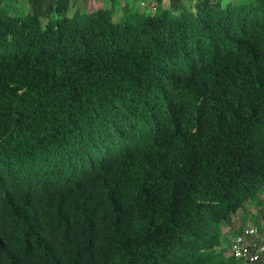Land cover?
Listing matches in <instances>:
<instances>
[{"label":"trees","instance_id":"16d2710c","mask_svg":"<svg viewBox=\"0 0 264 264\" xmlns=\"http://www.w3.org/2000/svg\"><path fill=\"white\" fill-rule=\"evenodd\" d=\"M7 1L0 264H243L224 226L264 221V0Z\"/></svg>","mask_w":264,"mask_h":264},{"label":"rangeland","instance_id":"374dc122","mask_svg":"<svg viewBox=\"0 0 264 264\" xmlns=\"http://www.w3.org/2000/svg\"><path fill=\"white\" fill-rule=\"evenodd\" d=\"M229 0H222L221 3L225 4ZM232 1V0H231ZM128 3L132 13L135 11L140 12H147L150 13L153 8L158 6V3L156 0H115L114 3L116 8L118 9L117 12L114 15V19H117L122 15L123 11V5L125 3ZM186 7H190L194 10L193 7L194 4H196L197 0H183ZM8 5L12 4V0H8L6 2ZM144 3V5H143ZM15 4L18 6L26 7V3H18L15 2ZM162 6L166 9L171 7V0H163ZM113 4L112 0H74L72 3V8L68 12V15H72L78 8L88 11V12H94L99 9H112ZM116 20V21H117ZM258 202H251L245 210H240L237 214L233 216L232 222L228 225L224 226V231L226 238L229 240V237L234 238L235 233L239 230L241 227L247 228L248 226L258 227L260 238L264 241V221L262 219V211L261 208L258 207ZM252 216L257 218V222L254 221ZM261 225V227H259ZM225 245L229 246V243L225 242ZM229 256V254H228Z\"/></svg>","mask_w":264,"mask_h":264},{"label":"built area","instance_id":"2783aa9c","mask_svg":"<svg viewBox=\"0 0 264 264\" xmlns=\"http://www.w3.org/2000/svg\"><path fill=\"white\" fill-rule=\"evenodd\" d=\"M230 252L243 264H260L264 258V241L260 238L258 227L248 226L242 234L235 236L231 241Z\"/></svg>","mask_w":264,"mask_h":264}]
</instances>
